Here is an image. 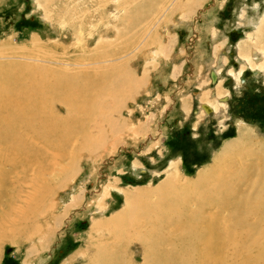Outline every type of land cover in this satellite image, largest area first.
Returning a JSON list of instances; mask_svg holds the SVG:
<instances>
[{
    "label": "rangeland",
    "instance_id": "374dc122",
    "mask_svg": "<svg viewBox=\"0 0 264 264\" xmlns=\"http://www.w3.org/2000/svg\"><path fill=\"white\" fill-rule=\"evenodd\" d=\"M37 1L0 0V77L8 74L17 86L26 75L36 89L31 81L45 85L63 75L83 91L73 120L55 124L71 125L76 134L58 149L37 144L42 175L34 177L33 168L20 172V156L0 185V216L9 210L12 226L30 227L5 232L0 264H89L95 254L103 258L124 245L125 255L143 264V245L133 237L156 231V222L184 196L205 190L200 207L214 186L238 192L245 184L233 185L231 174L244 171L253 175L252 191L264 188V70L245 77L250 64L243 62L252 50L263 54L257 50L264 49V37L254 44L253 30L238 28L243 14L260 21L264 0H79L71 7ZM81 30L86 49L77 45ZM218 63L221 83L215 85L208 65ZM242 68L238 85L231 74ZM62 89L54 93L52 111L66 116L58 103L66 98ZM220 91L230 96L227 109L217 118L202 116L201 101L216 104ZM173 165L177 170L170 171ZM72 195L78 199L67 207ZM195 202L187 198L190 210ZM21 209L26 218L18 217Z\"/></svg>",
    "mask_w": 264,
    "mask_h": 264
},
{
    "label": "bare ground",
    "instance_id": "6f19581e",
    "mask_svg": "<svg viewBox=\"0 0 264 264\" xmlns=\"http://www.w3.org/2000/svg\"><path fill=\"white\" fill-rule=\"evenodd\" d=\"M47 1L48 0H46V3ZM62 1L64 3L63 5H65L64 7H71L74 2L79 0H61L60 2ZM188 2L195 3L196 0H188ZM257 9L258 6L254 10L257 12ZM244 15L245 14H243L241 18V23H239L238 28L244 24L246 28L252 29V33H255L256 36L254 44H260L261 38L264 37V15L260 18V21H258V19H249L250 17L248 18V15ZM55 17L56 20H61L59 15ZM76 18H78V16ZM63 19L62 17V23L66 26V20ZM79 19V24L83 25L86 19ZM72 20H75V18H72ZM63 25L62 27L64 28ZM248 37H250L253 42V35H248ZM250 38H248V40ZM77 42L79 47L82 46L86 49L82 30L79 33ZM257 51H261L263 54L256 53V50H252L249 55L246 54L243 56V62L248 63V65L250 64V71L246 73L245 77L255 76V74H253L255 72H260V74H262L264 70V65L261 64L259 58L260 55H263L264 60V49H258ZM61 65L66 67L74 66L79 69H83V67L86 66L83 63L75 65H72V63H62ZM208 68V80L215 85L221 83L220 71L222 66L220 63L217 65H208ZM244 72L246 71L242 68L239 74L230 73L236 78L238 85L241 84V76H244ZM64 74H66V72ZM257 75L258 73H256V76ZM59 76L63 75L55 74L54 82L46 83L45 85H40V81H31L34 86L38 85L36 89H30L28 87L27 84L29 81L27 82L26 75L20 76L21 81L17 86L11 84L12 81L9 79L8 74L0 77L1 186H6L5 178L9 173L8 171L12 173V171L14 172L18 168L15 160L20 156L23 157L25 165L24 168L18 169L20 172L23 171V173L26 174L33 168L36 171L33 172L34 177H36V173H39V176H41V173L45 170V165L38 162L36 158L38 153L37 144H42L45 149H58L61 142L67 141L76 134L72 131L73 128L71 125L55 124L59 120L61 121L60 123H68L73 120L71 115L73 111L76 112L80 109L75 103L79 99L78 97L80 96V92L83 91V88L81 89L80 86L69 83L70 81H67V77L64 76L59 79L63 80L62 82H57L58 80L56 81V79ZM93 84L95 83L93 82L92 85ZM100 87L101 85H98L97 87H90L84 91H98ZM62 88L66 90V98L58 100V103L63 105V109H67L70 112V114L67 113L66 116L54 114L52 111L53 101L57 100L58 95L54 96V93L58 91L62 92ZM86 88H88V86H86ZM229 97V95L225 97L223 92L220 91L215 97L216 104L211 101H201L200 110L202 116L214 115L216 118L220 117L222 114L220 108L222 110L227 109ZM55 116L57 120H55ZM176 165L170 167V171L173 169L177 170ZM52 167L53 166L50 167L48 164L47 168L50 170H48L50 175L55 171ZM175 177H177V174ZM231 179H233V185H245L240 187L238 192L232 190L230 193L229 189H227V191L225 190L224 193H220V189L214 186L209 201H204L205 203L200 207L199 205H201V201H203L202 198L206 192L205 190L197 191L196 189L192 192L194 193L193 196H184V199L177 208L172 207L164 214L162 221L156 222L158 224L154 226L157 228L156 231L155 228H152L148 233L135 235L137 238L133 237L134 240L137 239L140 241L145 251L143 264H264V188L260 190L253 188L255 189L253 191L250 189V187H252L251 184H253V175L251 173L249 174L248 171H244L240 176L233 173L231 174ZM259 180V184L263 183L262 177ZM182 186H180L183 188H181V191L184 192L191 186V183ZM228 194L229 197L227 198ZM2 195L3 193L0 189L1 207L4 204L2 202ZM44 195L46 197V193ZM187 198L193 200V203L194 200H196V207L194 210L188 208ZM75 199H78L76 195L73 196L70 203L71 205L69 204L67 207L72 206ZM221 199L224 201L219 203L218 200ZM206 205L213 207L214 211L209 214L204 212V207ZM3 212V215L0 216V240H2L7 230L9 234L11 230L14 231L15 229L19 233H22L23 229L29 232V225L20 227L11 225V211L5 210ZM105 212L106 210H100L102 217H104ZM18 213L19 218H26L28 216L26 214L27 212L22 209ZM5 219H7L9 225L4 224ZM100 229L102 228H93L94 232ZM162 231L164 232L162 233ZM98 238L101 239L100 242L109 240L108 237ZM129 240L130 238L125 241L129 242ZM125 247L124 245L120 252L107 250L103 258H99V255L95 254L89 260V264H136L132 258L125 255Z\"/></svg>",
    "mask_w": 264,
    "mask_h": 264
},
{
    "label": "water",
    "instance_id": "95a60500",
    "mask_svg": "<svg viewBox=\"0 0 264 264\" xmlns=\"http://www.w3.org/2000/svg\"><path fill=\"white\" fill-rule=\"evenodd\" d=\"M25 1H28V0H25ZM232 37H234V36L232 35Z\"/></svg>",
    "mask_w": 264,
    "mask_h": 264
},
{
    "label": "flooded vegetation",
    "instance_id": "af4514ba",
    "mask_svg": "<svg viewBox=\"0 0 264 264\" xmlns=\"http://www.w3.org/2000/svg\"><path fill=\"white\" fill-rule=\"evenodd\" d=\"M251 78V77H250Z\"/></svg>",
    "mask_w": 264,
    "mask_h": 264
}]
</instances>
